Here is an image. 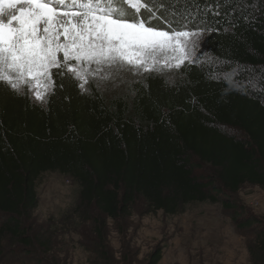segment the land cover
<instances>
[{
	"label": "trees",
	"instance_id": "obj_1",
	"mask_svg": "<svg viewBox=\"0 0 264 264\" xmlns=\"http://www.w3.org/2000/svg\"><path fill=\"white\" fill-rule=\"evenodd\" d=\"M179 4L206 22L210 63L183 64L175 81L150 73L105 96L56 75L44 105L0 84V253L8 239L29 255L49 249L25 221L38 207L37 181L59 173L79 186L74 215L93 223L102 264L115 262L102 219H127L139 203L172 216L220 203L264 264V227L234 201L245 185L264 190V0Z\"/></svg>",
	"mask_w": 264,
	"mask_h": 264
},
{
	"label": "snow or ice",
	"instance_id": "obj_2",
	"mask_svg": "<svg viewBox=\"0 0 264 264\" xmlns=\"http://www.w3.org/2000/svg\"><path fill=\"white\" fill-rule=\"evenodd\" d=\"M205 31L179 0H0V84L45 103L56 75L85 91L125 72L163 74L194 62Z\"/></svg>",
	"mask_w": 264,
	"mask_h": 264
},
{
	"label": "rangeland",
	"instance_id": "obj_3",
	"mask_svg": "<svg viewBox=\"0 0 264 264\" xmlns=\"http://www.w3.org/2000/svg\"><path fill=\"white\" fill-rule=\"evenodd\" d=\"M206 37L204 32L202 36L194 38V62L186 61L184 64L210 63ZM150 73L175 81L179 69L163 74L148 72L133 75L125 72L116 81L90 80L85 87L94 85L105 96H115L124 94L132 80ZM32 101L40 105L46 103ZM37 182L38 207L31 220L25 222L26 227L31 229L30 235L42 237L49 249H39L29 255L8 239L4 251L0 253V264H102L103 259L99 260L96 252L99 244L93 234V223L81 224L80 218L74 215V209L79 205V186L59 173L44 174ZM234 201L246 217L257 219L259 227H264V190L245 185ZM146 211L144 204L139 203L127 219L119 222L102 219L107 224L104 234L107 251L115 257L114 264H149L151 255L156 251L162 255L158 264L258 262L252 258L249 248L255 238L250 231L238 228L231 212L220 203L191 204L175 216Z\"/></svg>",
	"mask_w": 264,
	"mask_h": 264
}]
</instances>
